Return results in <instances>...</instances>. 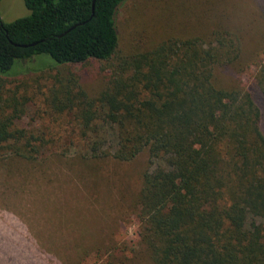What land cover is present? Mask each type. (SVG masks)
<instances>
[{"label":"trees","instance_id":"1","mask_svg":"<svg viewBox=\"0 0 264 264\" xmlns=\"http://www.w3.org/2000/svg\"><path fill=\"white\" fill-rule=\"evenodd\" d=\"M125 1L23 0L27 15L0 18V163L145 151L129 206L138 256L264 264V0L261 12L249 0H159L151 39L126 52ZM92 63L91 86L70 72ZM33 73L50 80L38 100L22 80Z\"/></svg>","mask_w":264,"mask_h":264},{"label":"rangeland","instance_id":"2","mask_svg":"<svg viewBox=\"0 0 264 264\" xmlns=\"http://www.w3.org/2000/svg\"><path fill=\"white\" fill-rule=\"evenodd\" d=\"M261 1L249 0L247 5L261 12ZM158 2L126 0L120 7L117 24L125 52L131 44L142 39L143 45L151 39H145L146 25L153 28L155 12L161 7ZM28 13L23 0H0L3 22ZM100 64L72 65L70 72L91 86ZM255 70L252 66L243 73L248 87ZM36 74L22 80L34 84L28 91L38 100L42 96L36 84L40 82L47 91L50 80ZM261 126L264 132V108ZM147 160L144 151L125 162L79 161L70 155L30 164L0 163V264H150L137 254L141 249L135 234L137 220L129 207Z\"/></svg>","mask_w":264,"mask_h":264}]
</instances>
